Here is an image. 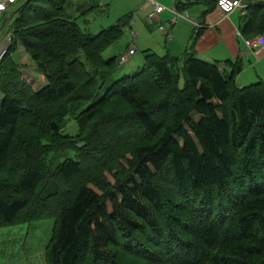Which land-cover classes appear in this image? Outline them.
Segmentation results:
<instances>
[{
    "label": "trees",
    "instance_id": "16d2710c",
    "mask_svg": "<svg viewBox=\"0 0 264 264\" xmlns=\"http://www.w3.org/2000/svg\"><path fill=\"white\" fill-rule=\"evenodd\" d=\"M70 2L24 0L4 24L0 229L53 220L44 264H264V83L239 87L242 62L197 59L194 39L108 85L132 16L89 36ZM244 6L242 36L264 35V2Z\"/></svg>",
    "mask_w": 264,
    "mask_h": 264
},
{
    "label": "crops",
    "instance_id": "0c3cea01",
    "mask_svg": "<svg viewBox=\"0 0 264 264\" xmlns=\"http://www.w3.org/2000/svg\"><path fill=\"white\" fill-rule=\"evenodd\" d=\"M154 1L165 9L157 16V20L150 23L147 22V16L151 13L152 7L145 0H123L125 15L132 16L129 23V27L132 26L131 34L133 32L137 34L138 43L141 41L146 50L160 56L171 54L179 57L187 51L195 39L193 54L197 59L220 65L225 61L242 62L243 72L236 79L239 87L251 85L256 81L264 83L260 78L264 77V47L254 51L248 50L244 41L254 37L246 38L240 33L241 22L246 16L244 8L223 15L217 6L204 13L211 7L205 6L203 0ZM179 2L187 5L184 12L176 9L175 6ZM248 2L254 4L264 0H248ZM172 8L178 13H183L180 16L186 15L185 18L177 17L174 25L170 24L174 16ZM159 27H163L164 31Z\"/></svg>",
    "mask_w": 264,
    "mask_h": 264
},
{
    "label": "rangeland",
    "instance_id": "374dc122",
    "mask_svg": "<svg viewBox=\"0 0 264 264\" xmlns=\"http://www.w3.org/2000/svg\"><path fill=\"white\" fill-rule=\"evenodd\" d=\"M23 1L24 0H20L0 16V51L3 49L7 50L10 46L9 41L5 40L8 33L4 28V24ZM145 1L151 6L152 0ZM123 9V0H71L66 6L67 14L75 20L81 31L89 36H95L100 31L115 25L117 21L125 15ZM177 17L185 18V15ZM155 20L156 17L152 22ZM131 28L132 26L126 28L123 38L102 54V59L108 60L113 57L119 58V56L132 44H134L137 49L134 56L129 58L124 65L118 67L114 75L110 78L108 85L124 76L135 74L143 66V51L146 50V47L142 45L141 41L138 43L137 39H132ZM18 46L14 56L21 66L23 77L27 79L29 83H32L33 87H40L43 78H41L40 74L35 69V64L30 57L23 52L20 48L21 46ZM155 50L158 49L155 48ZM260 78L264 80V77ZM257 82L262 81H256L254 83ZM105 90L106 88L100 91L97 98H100ZM92 104L91 102L87 104L86 107ZM64 134L70 136L77 134V127L73 120H69L65 127ZM69 157L72 158L71 153ZM108 179H110V177H108ZM53 225V220H44L33 224L0 229V264H44V253L51 238Z\"/></svg>",
    "mask_w": 264,
    "mask_h": 264
},
{
    "label": "built area",
    "instance_id": "2783aa9c",
    "mask_svg": "<svg viewBox=\"0 0 264 264\" xmlns=\"http://www.w3.org/2000/svg\"><path fill=\"white\" fill-rule=\"evenodd\" d=\"M19 1L20 0H0V16L3 13H5L10 6L17 4ZM243 1L244 0H217V7L223 15H229L233 13L235 10L242 8ZM151 6L153 8V11L148 15L149 22L150 20L152 21L155 17L157 19V16L164 11V8L159 4H157L156 2H154V0H152ZM171 11L174 13L173 19L170 22L172 25L176 23L177 16L180 15L177 14L174 9H172ZM160 30L163 31V28H160ZM133 37H136V35L134 34ZM6 40L10 42V36H7ZM244 45L250 51H254L259 48H262L264 47V36H257L251 39H247L244 41ZM4 53H5L4 49L0 51V60L4 55ZM134 53H135V48L131 47L126 53H124L120 57L119 64H124L128 60V58L134 55Z\"/></svg>",
    "mask_w": 264,
    "mask_h": 264
}]
</instances>
